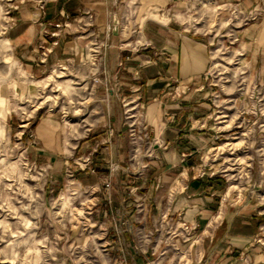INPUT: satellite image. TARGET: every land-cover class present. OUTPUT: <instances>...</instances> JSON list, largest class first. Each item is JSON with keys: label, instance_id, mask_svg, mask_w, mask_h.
I'll return each instance as SVG.
<instances>
[{"label": "crops", "instance_id": "crops-1", "mask_svg": "<svg viewBox=\"0 0 264 264\" xmlns=\"http://www.w3.org/2000/svg\"><path fill=\"white\" fill-rule=\"evenodd\" d=\"M204 4L214 22L229 24L221 41L197 27ZM14 8L4 36L28 74L92 62L82 75L91 103L83 131L67 133L65 116L46 112L25 144L55 182L76 159L88 166L75 170L76 184L100 190L99 219L119 222L106 225L110 244L122 237L109 245L111 264H264L256 184L231 190L212 159L224 129L211 81L213 43L226 42L264 101V0H19ZM126 104L144 131L135 154ZM142 219L156 236L144 251L135 240Z\"/></svg>", "mask_w": 264, "mask_h": 264}, {"label": "rangeland", "instance_id": "rangeland-1", "mask_svg": "<svg viewBox=\"0 0 264 264\" xmlns=\"http://www.w3.org/2000/svg\"><path fill=\"white\" fill-rule=\"evenodd\" d=\"M18 1L0 0V264H111L117 251L109 245L118 248L122 237L116 236L110 244L106 225L119 228V222L99 219L96 193L100 190L76 184L75 170L87 171L88 166L82 160L77 164L76 159L75 166L68 164L63 178L55 182L54 175L31 162L25 144L33 122L46 112L64 115L67 133L73 128L83 131L80 121L91 103L82 75L92 62L88 59L82 67L66 62L42 76L28 74L4 36ZM202 7L198 29L206 33L215 30L221 41L223 30L230 31L229 24L214 22L213 10L205 4ZM213 44L215 118L224 130L218 132L222 135L212 159L231 190L240 191L248 181L256 184V206L264 215L262 94L248 88L246 67L227 43ZM131 163H137L133 155ZM137 223L146 226L145 232L135 236L137 248L144 251L145 244L156 236L151 235L150 220ZM125 225L129 227L130 222ZM160 225L153 222V231ZM258 240L264 246V222Z\"/></svg>", "mask_w": 264, "mask_h": 264}, {"label": "built area", "instance_id": "built-area-1", "mask_svg": "<svg viewBox=\"0 0 264 264\" xmlns=\"http://www.w3.org/2000/svg\"><path fill=\"white\" fill-rule=\"evenodd\" d=\"M93 82L97 83L98 80L93 79ZM135 118H136V113L134 111V107H130L128 104H126V108L124 109V121H125L124 125H126L128 130V137L132 145L133 154H135L136 152L135 149H136L137 140L140 139V137H142L144 134L143 129L142 128L140 129L138 127L140 124L135 121ZM133 157H135V155H133ZM106 186H108V184H106ZM184 227L187 228L186 226Z\"/></svg>", "mask_w": 264, "mask_h": 264}]
</instances>
